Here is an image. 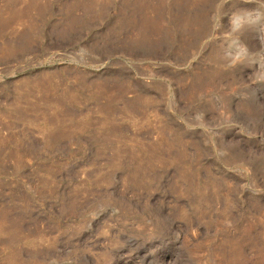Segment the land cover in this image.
Here are the masks:
<instances>
[{"label":"rangeland","instance_id":"rangeland-1","mask_svg":"<svg viewBox=\"0 0 264 264\" xmlns=\"http://www.w3.org/2000/svg\"><path fill=\"white\" fill-rule=\"evenodd\" d=\"M0 264H264V0H0Z\"/></svg>","mask_w":264,"mask_h":264}]
</instances>
